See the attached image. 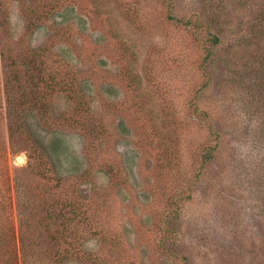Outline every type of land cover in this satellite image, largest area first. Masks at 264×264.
I'll use <instances>...</instances> for the list:
<instances>
[{"label": "rangeland", "instance_id": "374dc122", "mask_svg": "<svg viewBox=\"0 0 264 264\" xmlns=\"http://www.w3.org/2000/svg\"><path fill=\"white\" fill-rule=\"evenodd\" d=\"M0 264H264V0H0Z\"/></svg>", "mask_w": 264, "mask_h": 264}, {"label": "bare ground", "instance_id": "6f19581e", "mask_svg": "<svg viewBox=\"0 0 264 264\" xmlns=\"http://www.w3.org/2000/svg\"><path fill=\"white\" fill-rule=\"evenodd\" d=\"M18 162H19V163H23V162H24V158H23V157H20V158L18 159Z\"/></svg>", "mask_w": 264, "mask_h": 264}, {"label": "trees", "instance_id": "16d2710c", "mask_svg": "<svg viewBox=\"0 0 264 264\" xmlns=\"http://www.w3.org/2000/svg\"><path fill=\"white\" fill-rule=\"evenodd\" d=\"M214 38H215V37H214ZM214 40H215V41H214L215 43H217V42H218V41H217L218 39H216V38H215ZM212 154H213V153H212ZM211 156H212L211 154H210V155H208V159H209V158H211Z\"/></svg>", "mask_w": 264, "mask_h": 264}, {"label": "water", "instance_id": "95a60500", "mask_svg": "<svg viewBox=\"0 0 264 264\" xmlns=\"http://www.w3.org/2000/svg\"><path fill=\"white\" fill-rule=\"evenodd\" d=\"M20 157L17 158V160L19 159Z\"/></svg>", "mask_w": 264, "mask_h": 264}]
</instances>
